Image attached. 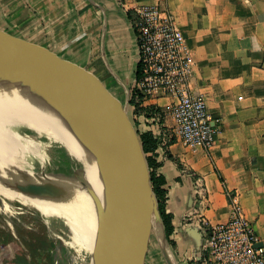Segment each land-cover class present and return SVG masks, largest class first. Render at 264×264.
<instances>
[{"label":"crops","instance_id":"0c3cea01","mask_svg":"<svg viewBox=\"0 0 264 264\" xmlns=\"http://www.w3.org/2000/svg\"><path fill=\"white\" fill-rule=\"evenodd\" d=\"M141 4L170 12L193 52L189 89L205 96L219 128L209 150H192L174 135L165 113L170 96L144 101L160 107L161 122L133 114L138 54L131 20ZM0 29L93 76L125 109L138 138L152 131L165 142L157 151V172L166 181L174 244L153 219L143 264L198 258L201 221L229 218L228 193L237 195L264 246V0H125V6L117 0H0ZM198 188L207 198L198 197Z\"/></svg>","mask_w":264,"mask_h":264},{"label":"water","instance_id":"95a60500","mask_svg":"<svg viewBox=\"0 0 264 264\" xmlns=\"http://www.w3.org/2000/svg\"><path fill=\"white\" fill-rule=\"evenodd\" d=\"M0 69L15 71L25 86L89 133L106 203L90 190L96 208L91 264H143L152 221L162 222L145 155L125 109L84 70L1 29Z\"/></svg>","mask_w":264,"mask_h":264},{"label":"bare ground","instance_id":"6f19581e","mask_svg":"<svg viewBox=\"0 0 264 264\" xmlns=\"http://www.w3.org/2000/svg\"><path fill=\"white\" fill-rule=\"evenodd\" d=\"M55 151L84 166V187L69 179L35 177L24 169L33 167L30 160L35 159L44 171L45 164L58 161ZM91 189L105 206L87 130L25 86L15 71L0 69V227L17 234L25 215L35 216L59 239L56 264H91L96 227ZM154 212L150 206L149 213Z\"/></svg>","mask_w":264,"mask_h":264},{"label":"built area","instance_id":"2783aa9c","mask_svg":"<svg viewBox=\"0 0 264 264\" xmlns=\"http://www.w3.org/2000/svg\"><path fill=\"white\" fill-rule=\"evenodd\" d=\"M117 1L125 6V0ZM131 22L139 64L132 89L143 104L158 94L172 97L165 113L173 120L174 135L192 150H209L219 128L208 112L205 96L189 89L194 56L173 15L157 4H141L133 8ZM164 144L159 142L155 152ZM196 194L202 200L207 198L202 188ZM228 199L230 214L225 222L201 221L200 255L192 264H264V246L237 195L228 193Z\"/></svg>","mask_w":264,"mask_h":264},{"label":"rangeland","instance_id":"374dc122","mask_svg":"<svg viewBox=\"0 0 264 264\" xmlns=\"http://www.w3.org/2000/svg\"><path fill=\"white\" fill-rule=\"evenodd\" d=\"M55 152L58 161L45 164L44 171H41L39 163L32 159L31 155L33 154H29L32 158H28L32 159L30 161H33L32 163L35 165L33 167L24 165V169L31 173L45 174V177H51V180L54 176H61L77 182H85L84 166L79 163H71L61 152ZM54 179L55 181L59 180V178ZM149 214L151 215V213ZM23 223H25L24 226L17 225V234L8 228L0 227V263L22 264L23 259L27 261V264H56L54 253L59 239L52 236L53 231L51 229L47 231L45 222L35 216L25 215ZM52 229L57 230L58 228L53 226ZM153 253V251H149V256H153ZM82 264H88V261L85 260Z\"/></svg>","mask_w":264,"mask_h":264},{"label":"trees","instance_id":"16d2710c","mask_svg":"<svg viewBox=\"0 0 264 264\" xmlns=\"http://www.w3.org/2000/svg\"><path fill=\"white\" fill-rule=\"evenodd\" d=\"M138 67L139 64L137 63L135 72L136 78L139 74ZM129 104L133 106V114H135L136 116L143 115L147 119L154 118L157 119L158 122H161L162 111L160 107L152 104L144 105L141 96L136 93L135 89L130 90ZM139 141L148 166L149 182L156 199L157 209L161 218L165 237L171 244H174L173 240L170 239V235L172 234L174 229L172 224V214L166 210V181L164 176L161 173L157 172V168L162 163L161 161L157 160V152H155L160 142L159 136L154 134L152 131H144L139 134ZM166 155L168 157H171L167 152ZM188 264H192V261H189Z\"/></svg>","mask_w":264,"mask_h":264},{"label":"flooded vegetation","instance_id":"af4514ba","mask_svg":"<svg viewBox=\"0 0 264 264\" xmlns=\"http://www.w3.org/2000/svg\"><path fill=\"white\" fill-rule=\"evenodd\" d=\"M22 262H23L22 264H27V261H26V260H23V259H22Z\"/></svg>","mask_w":264,"mask_h":264}]
</instances>
